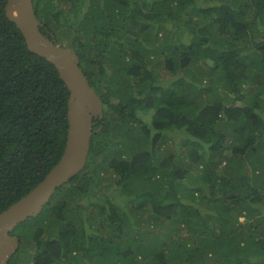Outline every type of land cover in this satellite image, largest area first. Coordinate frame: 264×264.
Instances as JSON below:
<instances>
[{"label": "trees", "instance_id": "trees-1", "mask_svg": "<svg viewBox=\"0 0 264 264\" xmlns=\"http://www.w3.org/2000/svg\"><path fill=\"white\" fill-rule=\"evenodd\" d=\"M5 2L0 212L59 160L69 95ZM32 4L102 118L84 168L12 230L8 264H264V0Z\"/></svg>", "mask_w": 264, "mask_h": 264}, {"label": "water", "instance_id": "water-1", "mask_svg": "<svg viewBox=\"0 0 264 264\" xmlns=\"http://www.w3.org/2000/svg\"><path fill=\"white\" fill-rule=\"evenodd\" d=\"M4 11L22 34L28 50L55 67L69 95L66 140L59 160L28 193L0 212V264H8L18 248L19 239L12 229L35 217L55 191L84 168L90 138L101 128L93 129V121L102 118L103 107L82 71L76 52L40 31L42 24L35 15L32 0H6Z\"/></svg>", "mask_w": 264, "mask_h": 264}, {"label": "rangeland", "instance_id": "rangeland-1", "mask_svg": "<svg viewBox=\"0 0 264 264\" xmlns=\"http://www.w3.org/2000/svg\"><path fill=\"white\" fill-rule=\"evenodd\" d=\"M169 147H170V148L173 147L171 143L169 144ZM240 220H243V217H241ZM13 229H14V228H13ZM13 229H12V230H13ZM17 258H18V255H17V256H16V255H13V256L11 257V261L14 260V261L16 262V259H17ZM11 261H10V262H11ZM19 261H20V260H19Z\"/></svg>", "mask_w": 264, "mask_h": 264}, {"label": "flooded vegetation", "instance_id": "flooded-vegetation-1", "mask_svg": "<svg viewBox=\"0 0 264 264\" xmlns=\"http://www.w3.org/2000/svg\"><path fill=\"white\" fill-rule=\"evenodd\" d=\"M98 119H99V118L94 119V121H93V122H94V125L97 123V120H98ZM99 120H100V119H99ZM94 125H93V126H94ZM99 127H100V126H99ZM99 127H98V128H99ZM93 129H96V128H93Z\"/></svg>", "mask_w": 264, "mask_h": 264}]
</instances>
